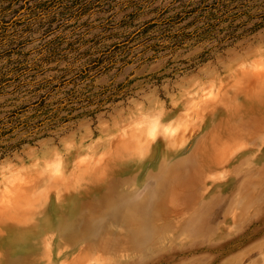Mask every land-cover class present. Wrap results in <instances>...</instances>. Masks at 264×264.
<instances>
[{
	"label": "rangeland",
	"instance_id": "rangeland-1",
	"mask_svg": "<svg viewBox=\"0 0 264 264\" xmlns=\"http://www.w3.org/2000/svg\"><path fill=\"white\" fill-rule=\"evenodd\" d=\"M42 99L0 264H264V0H0V121Z\"/></svg>",
	"mask_w": 264,
	"mask_h": 264
},
{
	"label": "trees",
	"instance_id": "trees-1",
	"mask_svg": "<svg viewBox=\"0 0 264 264\" xmlns=\"http://www.w3.org/2000/svg\"><path fill=\"white\" fill-rule=\"evenodd\" d=\"M206 9L202 10L205 11ZM205 16L213 19L214 17H217V14L213 12V10H208ZM213 23L214 22H210L209 26H214ZM70 104H72V102H70ZM28 108H32V113L30 115H27L25 118L21 117V115L23 114V110H27ZM23 110L21 109L11 112L7 117L9 120L8 124H4L3 121H0V142L7 135L12 134L15 130L26 129L29 131L31 129H39L45 124L51 123L59 117L58 114H52L53 111L46 106L44 99L35 102L31 107L28 106ZM73 110H75V108L70 109V111ZM37 118L42 119L35 122V119ZM7 125H11V128H7Z\"/></svg>",
	"mask_w": 264,
	"mask_h": 264
}]
</instances>
